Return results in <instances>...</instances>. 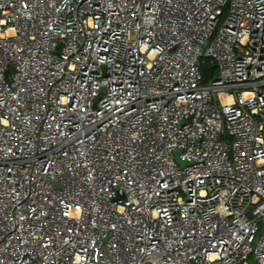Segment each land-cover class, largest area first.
<instances>
[{"label":"built area","instance_id":"built-area-1","mask_svg":"<svg viewBox=\"0 0 264 264\" xmlns=\"http://www.w3.org/2000/svg\"><path fill=\"white\" fill-rule=\"evenodd\" d=\"M250 257L264 0H0V264Z\"/></svg>","mask_w":264,"mask_h":264},{"label":"trees","instance_id":"trees-1","mask_svg":"<svg viewBox=\"0 0 264 264\" xmlns=\"http://www.w3.org/2000/svg\"><path fill=\"white\" fill-rule=\"evenodd\" d=\"M200 71L202 73L204 83L208 81V79L211 80L212 78H214L217 73L214 64H210L208 61H205L203 64H201Z\"/></svg>","mask_w":264,"mask_h":264},{"label":"rangeland","instance_id":"rangeland-1","mask_svg":"<svg viewBox=\"0 0 264 264\" xmlns=\"http://www.w3.org/2000/svg\"><path fill=\"white\" fill-rule=\"evenodd\" d=\"M227 12H228V8L226 7L224 10H223V15L221 16V22L224 20V18L226 17V14H227ZM210 81V79H208V81H206L205 83H208ZM204 83V82H203ZM249 262L251 263V264H253V259H252V257H250L249 258Z\"/></svg>","mask_w":264,"mask_h":264},{"label":"water","instance_id":"water-1","mask_svg":"<svg viewBox=\"0 0 264 264\" xmlns=\"http://www.w3.org/2000/svg\"><path fill=\"white\" fill-rule=\"evenodd\" d=\"M176 159H177V154H176ZM178 160V159H177ZM178 162H179V164L181 165V166H184L185 164H186V162H183V161H179L178 160Z\"/></svg>","mask_w":264,"mask_h":264}]
</instances>
